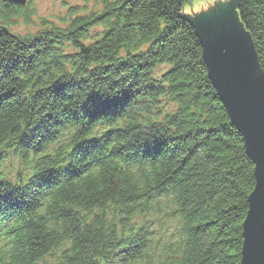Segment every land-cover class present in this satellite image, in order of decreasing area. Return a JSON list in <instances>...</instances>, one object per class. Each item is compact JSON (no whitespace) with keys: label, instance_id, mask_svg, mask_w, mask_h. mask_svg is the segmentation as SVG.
Here are the masks:
<instances>
[{"label":"trees","instance_id":"obj_1","mask_svg":"<svg viewBox=\"0 0 264 264\" xmlns=\"http://www.w3.org/2000/svg\"><path fill=\"white\" fill-rule=\"evenodd\" d=\"M97 1L56 26L0 0V264H241L254 166L193 0ZM234 2L264 70V0Z\"/></svg>","mask_w":264,"mask_h":264},{"label":"water","instance_id":"obj_2","mask_svg":"<svg viewBox=\"0 0 264 264\" xmlns=\"http://www.w3.org/2000/svg\"><path fill=\"white\" fill-rule=\"evenodd\" d=\"M235 0L182 13L195 29L209 79L244 137L256 184L243 222L241 264H264V71L252 37L238 19ZM196 9V12L193 11Z\"/></svg>","mask_w":264,"mask_h":264},{"label":"rangeland","instance_id":"obj_3","mask_svg":"<svg viewBox=\"0 0 264 264\" xmlns=\"http://www.w3.org/2000/svg\"><path fill=\"white\" fill-rule=\"evenodd\" d=\"M9 1H11L16 6H20V7H22V6L23 7H27L28 6L29 10L33 11V15H35V16L30 19V23L32 25H39V24H42V23H46V21H51V22L56 23V26H59L61 24L60 20L61 19L63 20L65 18V15H66V13L68 11H72V18H73L74 21L81 20V21H84L85 24H86L87 20L91 16L100 15L103 12V9H104V7L100 3V1H97V0H9ZM228 1L229 0H221L222 3H226ZM207 2L209 3L210 7H212V6L215 7V0H195V1L193 0L190 3H185L184 4V12L183 13H186L188 15H190V14L193 15L192 10H190L191 9V5H194V6L198 7V8H200V9L203 8V10H205V7H208V3ZM235 10L238 13L239 21L242 22L237 8H235ZM193 11L196 12V9H193ZM32 25H30L27 28L20 25L17 28V30H19L18 32L23 34V35H27V33L32 34L36 30L37 31L39 30V27H36V26L31 27ZM243 26H244L245 30H247L245 25H244V23H243ZM84 28L85 29L82 31V33L80 35H86V37L89 36V38L91 37V40H93V37L101 36L103 34V32H104V28L101 27V26L92 27V28L88 29L87 32H86V27H84ZM195 33H196V31H195ZM196 36H197V34H196ZM252 42H253V46L255 48V51L257 53V50H256V47H255L253 39H252ZM199 43H200V41H199ZM79 45H80V43L78 42L76 44V47L79 46ZM200 46H201V44H200ZM201 48H202V46H201ZM257 57H258V53H257ZM258 60H259V57H258ZM203 62H204V65H205V67L207 69V66H206L205 61H204V57H203ZM259 64L261 66L260 60H259ZM64 66H65V64H63L62 66L57 67L56 69H53L52 75L55 78V82L58 81V80H63V79L69 78V75H73V72H74L73 69L71 68L72 71H70L69 68L68 69L65 68V70H64V68H63ZM261 68H262V66H261ZM208 77H209V75H208ZM211 84H212V82H211ZM212 86H213V84H212ZM217 95H218V93H217ZM164 112H166V111H164ZM229 118H230V116H229ZM231 121H232V119H231ZM232 123H233V121H232ZM233 125H234V123H233ZM234 126L236 127L238 132L243 137V134L240 132V130L237 128V126L236 125H234ZM243 141H244V137H243ZM244 145H245V143H244ZM251 161H252V159H251ZM252 163H253V161H252ZM253 166L255 167L254 163H253ZM254 176H255V174H254ZM255 184H256V176H255ZM248 207H249V202H248ZM249 209H250V207H249ZM249 209H248V211H249ZM242 229H243V225H242ZM243 240H244V234H243ZM242 258H243V256H242Z\"/></svg>","mask_w":264,"mask_h":264},{"label":"snow or ice","instance_id":"obj_4","mask_svg":"<svg viewBox=\"0 0 264 264\" xmlns=\"http://www.w3.org/2000/svg\"><path fill=\"white\" fill-rule=\"evenodd\" d=\"M88 103L91 104V105H96V104H103V103H105V101L96 100V99H90L88 101Z\"/></svg>","mask_w":264,"mask_h":264},{"label":"bare ground","instance_id":"obj_5","mask_svg":"<svg viewBox=\"0 0 264 264\" xmlns=\"http://www.w3.org/2000/svg\"><path fill=\"white\" fill-rule=\"evenodd\" d=\"M22 23H24V21H22ZM2 202H3L4 206H5V205H9V206H11L10 204H8V202H5V201H4V199H3V201H2ZM11 204L13 205V203H11ZM2 207H3V205H2ZM11 207H13V208H15V207H16V208H17V206H14V205H13V206H11Z\"/></svg>","mask_w":264,"mask_h":264}]
</instances>
